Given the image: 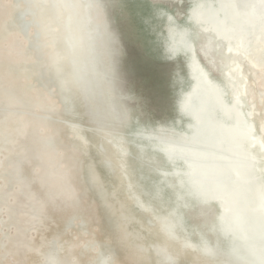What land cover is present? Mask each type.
I'll return each instance as SVG.
<instances>
[{
  "label": "bare ground",
  "instance_id": "1",
  "mask_svg": "<svg viewBox=\"0 0 264 264\" xmlns=\"http://www.w3.org/2000/svg\"><path fill=\"white\" fill-rule=\"evenodd\" d=\"M97 1L104 17L93 9V0H0V263L12 257V241H21L14 238L18 234L10 239L3 232L18 221L15 206L35 204L36 222L44 203L69 201L82 189L86 196L76 201H87L90 212L62 221L66 228L87 232L80 256L73 241L52 238L46 251L29 242L23 248L39 254L40 264H53L51 252L61 245L68 249L59 264H82L81 255L86 264H264V0ZM120 17L132 24L133 33L121 31ZM125 35L160 59H186L189 74L167 85L178 88L175 123L119 128L132 119L124 93ZM80 52L93 69L88 76L93 111L85 95L62 86L61 61ZM75 98L102 135L119 134L104 137L100 145L105 163L122 177L119 187L108 186L99 160L82 159L89 150L82 125L64 117L73 113ZM15 138L39 143L42 151L33 154L30 146L17 154L14 149L22 146ZM55 154L65 161L60 175L67 184L74 182L73 194L58 185L65 181L51 177L47 164ZM24 170L33 190L21 176ZM12 186L15 194L8 199ZM92 192L112 219L113 237L106 242L91 237L93 217L103 222L96 201L90 203ZM37 194L42 204L34 203ZM194 205L209 223L211 239L190 227L188 219L198 213L184 210ZM144 216L151 217L153 227ZM243 216H249V224ZM137 227L153 228L155 239Z\"/></svg>",
  "mask_w": 264,
  "mask_h": 264
},
{
  "label": "rangeland",
  "instance_id": "2",
  "mask_svg": "<svg viewBox=\"0 0 264 264\" xmlns=\"http://www.w3.org/2000/svg\"><path fill=\"white\" fill-rule=\"evenodd\" d=\"M159 2H160V4H164L166 6H169V5H167V3H163L162 1H159ZM116 6H117V4L114 5L113 9H114V12L118 13L119 9H117ZM93 9H96V12L98 15H101L102 17H104V13H103L101 7L99 6V3L97 0H93ZM173 12L176 13V8L173 9ZM175 16H176V14H175ZM117 22L120 24L122 23L121 24V31L122 32L133 33L134 28H133L132 24H128L127 22H125V20L122 17L117 19ZM95 30H96V27H94V31ZM104 32L106 33L105 29H104ZM105 37H106V34H105ZM105 37H104V39H105ZM124 42H125L126 51H127V52L124 51L125 54L123 53V57H124L123 67L127 69V71L125 72L126 74L125 75L123 74V76L125 77L124 93L128 97V98L126 97V99H127V102H129L128 104H129V107H130L129 109H130L131 114H132V119H131L132 123H130L131 121L125 122V125H124V123H122L121 124L122 126L120 125L119 128H121V129L123 128L122 130H131L130 124H134V125L139 124L140 127L151 128V127H157L160 125H171V124L175 123L176 120L179 118V116H178L179 113L175 112V109L177 110V106L179 104L178 103L179 97L177 98V95H176L178 88L176 89V92H175V90L173 91L174 88L171 86V84L168 87H167V85L169 84V82L172 79H174V77L184 76V75L189 74L188 68L186 66V59H183V58L178 59L179 57H182V56H179L178 58H167V59L162 58V59H160V57L153 51H151V52L147 51V53H146L145 51L144 52L141 51V49L139 50V46H138L139 43H136L135 41L130 40L126 35H125V41ZM133 43H134V45H133ZM106 48L108 50L110 49L108 44H107ZM167 62L170 63L171 66L168 64L169 67H167L168 66V65H166ZM61 64H63V67L65 68L64 72L62 73V75H63V82H62L63 88L66 91H69L70 89H74L75 91H79L80 93L85 95L87 100L90 102V105L92 107L91 110L93 111L95 108V102L93 101L92 97L88 93V76L90 74L93 75V71H92L93 69L90 66L91 60L87 59L85 57V54L80 52L76 55H72V56H68V57L64 58L61 61ZM210 65H211V67H214L211 63H210ZM128 69H129V71H128ZM170 70L172 72H170ZM85 72H86V74H85ZM169 74H170V76H168ZM168 78H170V79H168ZM138 79H140V80H138ZM159 80H160V82H159ZM132 83H134V84H132ZM131 84H132V86H131ZM188 86H189V84H188ZM157 87H159V88H157ZM170 89H172V91ZM143 90H144V92H142ZM170 96H171V98H170ZM146 97H148V98L146 99ZM131 101H133V102H131ZM141 102H143V103H141ZM146 104H148L149 106ZM149 107H150V109H149ZM139 108H140V110H139ZM169 108H171L172 110L171 109L168 110ZM1 111L2 110L0 109V112ZM71 111H73L72 114H70V115L67 114L64 117L82 125V127H80L81 133L84 135V137L86 139V145H84V146H86V148L89 149L87 154L82 155V159H84V162L90 161V158H93V159L95 158V160H99L100 162H98V167L100 170H102L104 178H106V180L108 182V186H110L112 188L113 187L114 188L119 187L122 177H120V174H117L119 176L118 177L116 175V172L112 171L111 168H109V166L105 163V161H104L105 155H104V152L102 151L101 146H100V145H102L101 143L103 142L104 137L109 138V137H113L115 135L119 136V134H113V133L112 134L111 133H108V134L105 133L104 134L103 133V135H102L101 130L99 128L95 127L94 125H92L91 122H89L87 116L85 115L83 104L79 98L73 99V102L71 104ZM149 111H151V112H149ZM74 113L77 114V116H74L73 115ZM84 115H85V117H84ZM0 117H1V114H0ZM154 118H156V119H154ZM124 126H126V127H124ZM84 127H86V128H84ZM135 127L136 126H134V128H132V129L135 130L136 129ZM13 141L19 142L22 146V148H20V149L17 147L14 149V151H16L17 154L19 151H21V149L26 150V149L30 148V146H33V150H31V153H33V154H34V152L39 153L42 151L41 150V147H42L41 144L33 143L28 138H26V139L15 138ZM46 147H47V149L49 148L47 143H46ZM135 150H136V148H135ZM28 151L30 152V150H28ZM60 154H55V161L53 163L48 162V164H47V166H49L48 170L50 169L49 171L52 172L53 175L48 171L46 172L47 168L45 170V174L49 173V174H47L49 176L51 174V177L53 178V180H54V178L57 177L55 180L56 182L57 181L58 182L65 181V185H62L64 183H62V184L57 183V184L59 186H63V188H64V186H66L65 188L69 189L70 192L72 191L71 194H73L74 191L76 190L72 186V184L74 185V182H72L71 184L70 183L67 184L66 179L63 180L64 179V178H62L63 176L60 175V173L62 171L61 164H63L65 162L64 160H62L60 158ZM56 155H59V158ZM16 156H18V155H16ZM131 159L134 161V164L138 163L136 158H134V159L131 158ZM55 162L56 163L58 162L60 164L58 166L60 169L59 171L57 168L58 164L56 165ZM60 162H62V163H60ZM54 168H55L56 173H54L55 171L52 170ZM10 171L13 174V172H14L13 168ZM29 174H30L29 171L24 170L23 172H21V176L23 175L22 177L27 178V180H28V183H27L28 188L30 187L29 189L33 190L34 184H33L32 179L30 178ZM14 182H16V181H14ZM58 185H57V187H58ZM59 188H62V187H59ZM8 189H9V193H7V195L8 194L9 195L8 196L6 195V198L8 197V199H9L15 194V187L12 186V188L10 187ZM59 190H61V189H59ZM78 191H77L78 194H76V192L74 193L75 196L73 194V196H72L73 200L71 199L69 201H66V200L63 201V200L58 199L55 202H53L54 204L49 205L46 203L47 205H45V206H44V204H45L44 203L42 206V209H41V217H40V215H39V217L35 216V218L37 217L36 222L32 219V217L34 218V216H33L34 213H32V212H33V208H34L33 205H35V204H33L30 201V204H31L30 206L24 207L22 204L15 206L16 210L19 211L17 213V216H15V218L18 221L17 222L12 221L11 223H13V224L11 225V227H4L3 232L7 233L11 237L10 239H12L15 235L18 234V236L14 237V238L20 239L21 241H19V243L22 244L24 242L23 244L24 245L26 244V246L17 244L15 241H12L11 246H10V253H9V256H12V257H8L6 260L1 261L0 264H40V262H41L40 257L41 256L34 251L28 252L24 248H26L27 244L30 242V244L33 247L40 249V251H46V249L48 248V246L46 245L47 240H51L52 238L58 239V240H60V242L61 241L62 242L63 241L75 242L76 243L75 250L79 255L81 250L84 248L82 246V242H85L86 239L88 238L87 232L83 231V229L80 228V226H73L72 228H66L65 224L62 222L64 220H66V218H68L69 215H72L75 213H85L86 211L90 212L91 207L89 206L87 201H85V200L76 201L77 196H79L80 199H83L84 195L86 196V193L84 192L85 190L81 189L80 192H78ZM122 191L124 193L123 188H122ZM121 194H119V196H121ZM34 196L36 197V199ZM34 196L32 198L34 203L36 202V200L38 201L39 204L43 203V200H42L43 197L38 196V194L34 195ZM89 196H90V203L91 204H92V202L96 201V205H97L96 207L98 209V213L96 214L97 218L100 217L101 218L100 220L103 221L101 223H98L96 220V216H95V218L93 217L92 224H91V221L89 222V224H91L90 228H89V229H91V237L100 241V242H106L107 239L109 238V236L113 237L112 236L113 225L110 222V219H111L110 214L107 210H104L107 208H103L102 203H100L99 196H97L96 193L92 192L89 194ZM19 198H21V201L25 202V200L22 196H19ZM186 210L187 211L184 210V212H186V213H188L189 211H196L198 213V214H196L195 217H193V218L190 217L188 219L190 227H194L195 230L205 231V234L211 239V237H212L210 235L211 233L207 231L209 223L207 224L206 221H203L200 219V215H199L200 211H198L197 207L194 205V207L192 206V207H190V209L188 208ZM140 213H141V211H140ZM91 216H93V215H91ZM142 216L143 215H141V214L138 215V217H142ZM144 217H145V220L148 224L153 223V222H149L152 220L151 217H147V216H144ZM27 222L29 224H27ZM40 223H42V224L40 225ZM16 224H18V225H16ZM151 226H152V224H151ZM26 227L28 229H25ZM30 227H32V228H30ZM137 228H139L145 236H148L151 239H155L154 234L152 232L153 228H151L152 230H150V231H148L147 229L143 230L140 227H137ZM1 229L2 228L0 227V238L3 237V233L1 231ZM26 230H29V231H26ZM25 231L28 233L27 236H26ZM15 232H17V233H15ZM195 238H197L196 235H194V239ZM15 245L18 246V248ZM67 246L68 245H61L57 250L52 251L51 253L53 256L51 258H49V260L53 264H59L60 261L61 262L65 261L63 255L65 254L66 250L68 249ZM14 247H16V249H14ZM13 249L16 250L15 252H17V253L12 251ZM23 249L25 252L26 251L27 252L26 253L22 252ZM82 256L83 255H81V257H79V260L82 262V264H84V263L86 264L85 259ZM86 257L88 258V256H86ZM61 258H62V260H61Z\"/></svg>",
  "mask_w": 264,
  "mask_h": 264
},
{
  "label": "water",
  "instance_id": "3",
  "mask_svg": "<svg viewBox=\"0 0 264 264\" xmlns=\"http://www.w3.org/2000/svg\"><path fill=\"white\" fill-rule=\"evenodd\" d=\"M241 219L244 223H247V224H249V221H251V219H249V216H243L241 217Z\"/></svg>",
  "mask_w": 264,
  "mask_h": 264
}]
</instances>
